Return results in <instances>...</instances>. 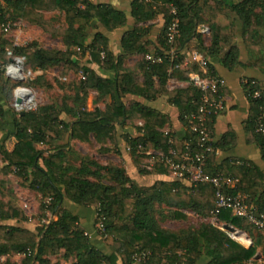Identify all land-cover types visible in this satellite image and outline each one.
<instances>
[{"label": "trees", "instance_id": "obj_1", "mask_svg": "<svg viewBox=\"0 0 264 264\" xmlns=\"http://www.w3.org/2000/svg\"><path fill=\"white\" fill-rule=\"evenodd\" d=\"M172 6L178 9L180 31L174 46L168 43V29L174 16ZM133 18L136 25L154 20L164 15L166 24L161 36V48L154 54L165 56L175 50L176 61L165 59L163 64L146 60L140 64L144 82L136 81L132 74L122 68L124 61L135 54L148 55L143 46L145 30L135 27L123 40L124 53L114 55L109 48L107 37L102 33L90 39L93 22L103 25L113 32L126 26V15L107 5H94L86 0H0V32L13 21H25L30 26L41 28L45 33L63 40L67 50L57 51L47 57L37 42L15 48L17 55L25 56L27 68L38 74L28 80L25 86L44 87V74L49 69L63 67L66 73H81L85 80L71 98V104L46 105L35 112L17 114L6 110L0 103V132L5 140L14 138L16 143L12 151L0 144V155L6 164L4 175L13 172L23 180L22 186L41 196V211H49L56 220L44 224L32 232L19 227L0 226V255L16 252L24 255L22 264H53L48 258L64 250L65 257H73V264H132L135 253L151 254L149 264H159L163 251L173 252L168 264H175L179 257L176 251L184 250L182 262L196 264L202 257V246H206V255L212 258L211 264H246L254 255L253 248L246 250L236 244L218 223L247 232L254 241H263L262 233L256 231L245 220L234 217L230 211L219 216L214 215L216 207L215 191L209 184L186 185V180L172 179L157 181L150 187H141L127 176L122 165L102 166L95 162L81 161V166L71 163L72 151L68 149L71 141L91 143L94 138L102 146L101 153H116L118 149L117 127H123L128 121L142 120L138 128L140 136L126 139L128 153L138 166L142 176L161 174L171 176V171L159 158L152 171L140 167L139 159L144 158L153 149L168 155L176 152V160L186 152L185 144L190 145L193 155L201 154L200 136L191 129L187 117L198 113L202 92L193 86L185 90L170 92L168 82L177 79L189 82L190 74H203L199 64H189L184 70L176 69L183 62L185 52H198L205 59H217L228 70L238 67L263 70L264 67V0H136L133 5ZM60 11L65 14L66 28H56L53 20L44 18L41 12ZM206 26L211 32V43L205 45L203 35L198 30ZM242 39L250 56L248 64L240 62V50L237 41ZM9 45L3 33H0V77L10 60L7 56ZM89 54L92 61L104 70L114 71V78H105L95 70L82 66L81 61ZM104 54V58H102ZM208 76L219 77L215 68L208 63ZM158 79V88L154 79ZM221 78V77H220ZM14 89L20 85L10 78ZM250 103V113L244 122L249 145H256L264 159V135L258 132L264 125V90L251 79L242 83ZM94 90L100 96H109L111 103L105 111L96 108L89 111L86 101L89 92ZM221 89V97L223 98ZM261 92L259 98L255 93ZM127 94L144 97L149 101L168 97L169 102L179 111L184 132L165 133L171 123L168 116L142 106L133 104L128 107L123 99ZM72 116L73 121L61 119L62 113ZM221 114V113H220ZM219 114V115H220ZM219 115L212 114L208 127L212 131L205 172L212 176L238 180L234 188L227 191L232 195H246L252 203L264 210V170L253 163L241 160L232 166L235 160L227 159L218 163V152L228 151L237 145L234 131L216 140L214 125ZM17 117V118H16ZM10 120H7L9 119ZM198 125L196 121L193 123ZM69 139V143L66 140ZM107 143L112 149L104 147ZM37 145L46 146L47 153L37 149ZM71 152V153H70ZM102 170V173L95 171ZM5 182L2 188H5ZM5 196V194H3ZM4 199V198H3ZM85 207L95 208L98 213L97 225L102 222L103 231L97 228L105 243L114 249L106 255L91 244L80 218L64 208V201ZM17 199L0 200V219L26 221L27 218ZM157 206L162 209L158 211ZM182 211L194 214V224L179 231L165 229L162 223L170 220H187ZM168 212L169 215H165ZM160 216V218L157 217ZM217 218V223L213 219ZM173 246V250H168ZM6 264H12L10 262ZM59 264V263H58Z\"/></svg>", "mask_w": 264, "mask_h": 264}, {"label": "crops", "instance_id": "obj_2", "mask_svg": "<svg viewBox=\"0 0 264 264\" xmlns=\"http://www.w3.org/2000/svg\"><path fill=\"white\" fill-rule=\"evenodd\" d=\"M94 5H107L112 7L113 9L122 12L126 15V26L122 28H118L113 32L108 31L106 28L103 27L98 22H93L92 27L90 28V39L88 40L87 44L89 45L92 42V39L95 34L102 33L107 37L110 51L116 55H122L124 53V49L122 46V40L124 36L133 30L135 27H142L145 30L143 46L145 47L148 54H154L157 49L161 48L162 45L160 44L161 36L165 28L166 20L164 15L159 14L154 20H150L145 23H141L136 25L135 19L133 18V3L136 0H86ZM45 19L53 20L59 18L63 20L65 26V14L60 11L54 12H41ZM203 26V25H202ZM201 27V26H200ZM29 30L32 32V35L29 36L32 39H39L44 38L45 36L42 35V31L36 26H29ZM200 33V31L198 30ZM34 34V35H33ZM201 34V33H200ZM50 34H47V36ZM202 35V34H201ZM264 35V33H263ZM19 36H16L17 38ZM204 37V36H203ZM205 45L209 46L211 42V36H207ZM20 37L18 43L20 41ZM47 39V38H46ZM63 47L58 51H66L67 48L62 40ZM238 48L240 50V62L243 65L248 64L250 61V56L247 51V48L244 44L242 39L237 41ZM44 54L47 57L53 56V49H46L42 47ZM57 52V51H55ZM192 52H185L184 60L187 62H191L192 59L190 55ZM146 54H135L129 56L123 63L122 68L125 72L132 74L136 81L139 83L144 82V75L140 69V64L143 63L145 60ZM203 56V55H202ZM204 57V56H203ZM205 58V57H204ZM207 62L212 65L218 76L221 77L225 81L224 90H223V101L225 104L224 111L219 115L215 125H214V132H215V139L220 140L221 137L228 134L229 131H234L237 136V145L236 147L232 148L228 151H221L218 152V163L221 164L223 161L227 159H233L234 162L231 163L232 166L239 165V161L245 160L248 162L253 163L259 169L264 170V159L260 149L256 145H249L247 143L246 132L244 128V122L248 119L250 113V103L248 98L246 97V93L243 89L242 83L244 80L251 79L257 81L262 89L264 90V67L263 70H256L253 68H242L238 67L234 71H230L225 68L217 59H206ZM82 66H87L90 69L95 70L99 75L105 78H114L115 72L114 71H106L99 66L97 63L92 61V58L89 54L85 56V58L81 61ZM187 67L181 68L182 70L186 69ZM156 83V88H158V79H154ZM190 86L189 82L180 81L177 79H170L168 82V90L170 92H174L177 90H185ZM123 102L128 106L131 107L133 104H141L144 107L156 110L166 116L169 117L171 123L166 126L164 129L165 133H176L178 135L184 132L183 124L180 121V115L178 109L172 106L169 102V98L164 96L159 98L158 100L149 101L144 97L127 94L123 99ZM111 103V99L109 96H100L98 92L91 90L89 92L86 107L89 111H94L96 108L101 109V111H105L106 107ZM52 103L51 105H53ZM58 105V104H57ZM62 105V104H61ZM61 119L72 122L73 118L70 115H67L65 112L62 113ZM144 121L142 120H135V121H128L127 124L123 127H117V139H118V149L121 152V159L122 161L116 165H122L126 172L127 176L134 180L139 186L141 187H150L157 181H171L173 179L172 176H165L161 174H152L147 176H142L138 169V166L134 163L132 156L128 153V146L126 139L129 137H138L140 133L138 128L143 126ZM16 141L14 138H9L5 140V136L3 133L0 132V144H5L9 151H12L13 146L15 145ZM66 143H69V139L66 140ZM71 146L68 149L72 151V155L74 156H85L84 150L87 149L89 145H95L97 148L101 149L102 146L96 142L94 138L91 139V143H82L79 141H71ZM104 147L112 149V145L107 143ZM38 150H42L43 152L47 153V147L37 145ZM75 149V150H74ZM71 153V152H70ZM159 152L151 149L148 153L145 154L144 158L139 159L142 169H146L147 171H152L156 160L152 162V155H156ZM109 157L116 158V154L114 152L107 154ZM1 156V155H0ZM81 163V162H80ZM6 164L3 162L2 157L0 160V200L7 199L8 201L12 198L17 199L16 205L22 209L24 212L27 220L26 221H19V220H1L0 219V226H9V227H19L22 229H27L32 232H35L36 229L44 224H49L51 221L56 220L54 214L52 217L48 216L49 211H42L43 216H48L47 220L43 219H32L28 216L26 212V208H28L29 204L26 202L28 201L27 198L35 199L36 193L30 191L28 188L22 186L23 180L17 178L13 175V171L8 175H4L2 169ZM21 184H19V181ZM16 182V187L12 188V185L9 182ZM5 182V188H2V183ZM186 185L188 187L191 184L186 181ZM5 194V196L3 195ZM39 197H41L39 195ZM4 198V199H3ZM64 208L73 213L75 216L80 218L81 225L86 229L87 234L89 235L90 242L93 246L98 248L101 252L106 255H111L114 253V249L108 246L104 239L99 235L97 231V217L98 213L95 208H85L79 205L72 203L69 200L64 201ZM40 211V210H39ZM188 218L186 221L184 220H170L167 223H162V226L165 229H169L171 231H179L189 225L194 224L193 218L194 214L188 211H182ZM177 224L178 226L175 227L176 229L169 227V225ZM238 230V229H236ZM242 231V230H240ZM244 232V231H243ZM246 241L237 242L234 241L236 244L240 245L241 247L249 250L251 248L254 249L255 253L253 257L246 263V264H264V233H262L263 241H254V238L250 236L247 232ZM2 241H0L1 243ZM173 246H170L168 250H171ZM173 250V249H172ZM173 252L171 251H163L160 254V263L159 264H168L169 258L172 256ZM176 255L183 254L184 250L180 249L175 252ZM50 262L53 264H73L75 262L73 257H65V251L61 250L56 254L50 256L48 258ZM24 261V255L10 252L6 255H0V264H6L8 262L12 264H22ZM212 258L206 255V246H202V257L196 264H211ZM121 264V261H120Z\"/></svg>", "mask_w": 264, "mask_h": 264}, {"label": "built area", "instance_id": "obj_3", "mask_svg": "<svg viewBox=\"0 0 264 264\" xmlns=\"http://www.w3.org/2000/svg\"><path fill=\"white\" fill-rule=\"evenodd\" d=\"M171 13L174 16L173 22L168 29V43L174 46L175 40L179 35L180 21L178 18V9L174 6L171 8ZM16 28L20 31V24H8L3 27L4 33H10ZM200 33L203 36L210 35V30L206 26L199 28ZM18 38V37H17ZM14 48L7 50V56L10 60L4 68L8 78L16 83H20L13 91L14 108L17 114H23L28 112H35L38 110L37 95L33 88L25 86L28 80L34 79L38 74L27 68V59L25 56L17 55L15 48L19 47L18 40ZM102 54V58H104ZM170 58L171 62L176 61L175 50L172 49L165 56L157 54H148L145 56V60L155 64H163L165 59ZM192 61L187 62L183 59V62L176 66V69L188 67L189 64H199L203 70L204 75L198 73L190 74L189 83L191 86L202 92L203 97L201 100V106L196 114H192L187 118L190 119L191 129L194 133L200 136L199 146L203 149L201 154L193 155L191 153L190 145L185 144L186 152L181 156L180 160H176V152L171 151L168 155L159 152L156 155H152V162L157 161L159 158L171 171V176L177 180H186L192 184L206 183L213 187L215 191L216 207L214 215L217 217L223 212L230 211L234 217L245 220L256 231L264 233V210L262 211L259 206L252 203V201L243 194L232 195L228 193L229 188H234L238 184V180L233 178H225L222 175L212 177L205 172V165L208 161L209 153L213 152V148L210 145L212 142V131L208 127V119L212 114L219 115L225 109L223 98L221 97V89L225 85V81L220 77L208 76V62L198 52H193L190 55ZM85 80V77H82ZM261 92L257 91L254 97L259 98ZM194 121L198 125H194ZM258 132L264 135V125L261 124L258 128ZM130 150V149H128ZM213 223H217V218L213 219ZM219 228L225 231L228 236L237 242L246 241L247 234L243 231L236 230V232H230L226 229V226L218 223ZM97 228L101 231L104 229V225L100 222ZM233 228V227H232ZM179 257L175 264H184L182 262L183 254L177 255ZM151 254L147 252L135 253L132 257V264H149Z\"/></svg>", "mask_w": 264, "mask_h": 264}, {"label": "rangeland", "instance_id": "obj_4", "mask_svg": "<svg viewBox=\"0 0 264 264\" xmlns=\"http://www.w3.org/2000/svg\"><path fill=\"white\" fill-rule=\"evenodd\" d=\"M55 27L56 28H66L62 18H56L53 19ZM10 24H20L21 29L20 31L16 28H13V31L10 33H4L3 30L0 33H3L8 39L9 45L7 46V49L11 50L15 46L14 44L16 43V36H19L21 39L19 41V47H24L27 46L30 43L37 42L38 45L42 48H46L48 50L53 49V54H55V51H58L63 47L62 39L56 36L48 35L45 33L41 28L40 31H42V35L45 36V39L39 38V39H32L29 34L32 35V32L29 30V26L25 21H13ZM34 35V34H33ZM206 35L203 37L204 41L206 42V39L208 38ZM19 37L17 40H19ZM47 38V39H46ZM211 43V42H210ZM5 71V70H4ZM8 76L6 75V72L3 74V78L0 77V103L2 106L5 107L6 110H12L15 111L14 108V100H13V87L12 83L8 84L9 80L7 79ZM82 81V74L81 73H76L75 71H70L66 73L64 71V68L61 67H56L49 69L47 73L44 74V87H37L34 88V91L36 92L37 95V101H38V109H40L42 106L46 105H51L52 103L61 105L63 103L70 105L71 104V98L75 94V89H78L79 83ZM16 113V111H15ZM17 118V117H16ZM7 120H10L7 119ZM75 150V149H74ZM85 156L81 158V156H72L71 157V163L75 165V167L81 166V161H87V162H95L98 163L102 166H112L119 164L122 159L119 155L116 153V158L109 157L107 154L101 153L100 149L97 148L95 145H89L86 150H84ZM1 160V156H0ZM95 171L97 170L94 167ZM99 173L103 174L102 170H97ZM13 175L16 176V174L13 172ZM19 181L18 179H16ZM10 185H12V188L16 187V182H9ZM19 184L21 182L19 181ZM28 201H26L29 205L28 208H26V212L29 217L32 219H46L49 217H52V213L49 212L48 216H43L42 211H41V202L42 199L39 197L38 194H36L35 199H30L27 198ZM156 209L160 211L162 209L161 206H157ZM40 210V211H39ZM165 215H169L168 212L165 213ZM158 218H160L159 215H157ZM195 218H193V221L195 222ZM168 222V221H167ZM166 222V223H167ZM44 225V223H43ZM177 224L169 225V227H172L176 229Z\"/></svg>", "mask_w": 264, "mask_h": 264}, {"label": "water", "instance_id": "obj_5", "mask_svg": "<svg viewBox=\"0 0 264 264\" xmlns=\"http://www.w3.org/2000/svg\"><path fill=\"white\" fill-rule=\"evenodd\" d=\"M226 229L230 232H236V229L235 228H232L230 226H226Z\"/></svg>", "mask_w": 264, "mask_h": 264}]
</instances>
